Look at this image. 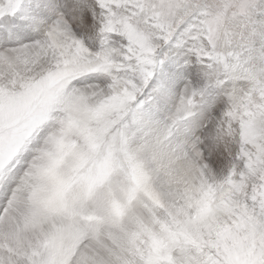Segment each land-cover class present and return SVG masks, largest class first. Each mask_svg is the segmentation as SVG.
Segmentation results:
<instances>
[{"label": "snow or ice", "instance_id": "snow-or-ice-1", "mask_svg": "<svg viewBox=\"0 0 264 264\" xmlns=\"http://www.w3.org/2000/svg\"><path fill=\"white\" fill-rule=\"evenodd\" d=\"M0 264H264V0H0Z\"/></svg>", "mask_w": 264, "mask_h": 264}]
</instances>
